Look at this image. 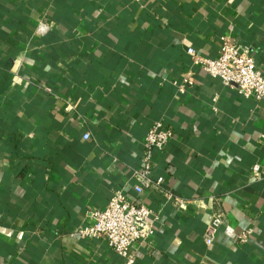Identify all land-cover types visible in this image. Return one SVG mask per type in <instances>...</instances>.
Masks as SVG:
<instances>
[{
    "label": "crops",
    "instance_id": "crops-1",
    "mask_svg": "<svg viewBox=\"0 0 264 264\" xmlns=\"http://www.w3.org/2000/svg\"><path fill=\"white\" fill-rule=\"evenodd\" d=\"M221 36L264 70V0H0V264H124L76 232L115 190L134 194L156 120L173 137L133 264H264V98L195 68L183 93L170 81Z\"/></svg>",
    "mask_w": 264,
    "mask_h": 264
},
{
    "label": "built area",
    "instance_id": "built-area-1",
    "mask_svg": "<svg viewBox=\"0 0 264 264\" xmlns=\"http://www.w3.org/2000/svg\"><path fill=\"white\" fill-rule=\"evenodd\" d=\"M49 24L39 21L36 34L44 35L49 30ZM190 57V68L181 81L170 80L179 93L187 86L193 85V70L198 69L206 75L217 78L223 87L231 88L246 98L258 102L264 98V70L247 51L239 48L229 36L220 37L218 56L209 58L199 53L193 47L186 50ZM83 139L89 138V133L83 134ZM173 131L162 120L152 122L141 144V162L132 169L134 180L133 195L123 188L113 192L106 206L90 210V222L76 232L80 238L99 240L109 250L118 254L124 264H133L135 251L149 242L154 233V227L149 218L153 213L142 199L144 193L160 189L163 174L157 173L155 161L163 152ZM258 166L252 167V173L257 174ZM221 214H214L208 226L205 240L211 241V232L224 222ZM245 241V235L239 238Z\"/></svg>",
    "mask_w": 264,
    "mask_h": 264
}]
</instances>
